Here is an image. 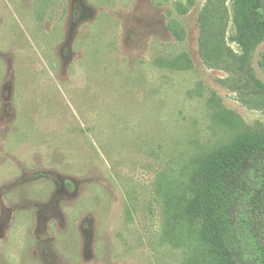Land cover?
Returning <instances> with one entry per match:
<instances>
[{
	"label": "rangeland",
	"instance_id": "rangeland-1",
	"mask_svg": "<svg viewBox=\"0 0 264 264\" xmlns=\"http://www.w3.org/2000/svg\"><path fill=\"white\" fill-rule=\"evenodd\" d=\"M233 1L0 0V264H219L194 226L166 233L160 190L243 130L264 137V91H232L225 55L201 52L212 3L241 54ZM181 54L191 69L158 64Z\"/></svg>",
	"mask_w": 264,
	"mask_h": 264
},
{
	"label": "trees",
	"instance_id": "trees-1",
	"mask_svg": "<svg viewBox=\"0 0 264 264\" xmlns=\"http://www.w3.org/2000/svg\"><path fill=\"white\" fill-rule=\"evenodd\" d=\"M210 4L200 15L204 60L210 67H220L215 58L225 55L229 77L222 83L232 91L242 95L244 85L255 92L264 91L251 64L256 46L264 40V0L233 1L235 34L231 41L241 54L226 46L220 32H211L214 11ZM173 31L182 38L180 29ZM158 64L179 71L193 67L186 54L172 61L158 60ZM261 65L264 68V57ZM242 70L246 84L237 76ZM210 106L214 121L231 126L220 104L212 102ZM189 182L176 191L160 190L165 195L166 233L173 235L179 230L182 235L183 225L194 226L208 254L219 264H264V137L243 130L229 145L205 155ZM180 235L175 234L179 239Z\"/></svg>",
	"mask_w": 264,
	"mask_h": 264
},
{
	"label": "water",
	"instance_id": "water-1",
	"mask_svg": "<svg viewBox=\"0 0 264 264\" xmlns=\"http://www.w3.org/2000/svg\"><path fill=\"white\" fill-rule=\"evenodd\" d=\"M264 57V40H262L255 48L253 55V70L256 78L264 85V68L261 63Z\"/></svg>",
	"mask_w": 264,
	"mask_h": 264
}]
</instances>
